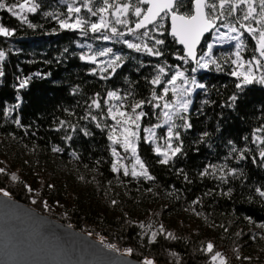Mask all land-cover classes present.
Segmentation results:
<instances>
[{
  "label": "trees",
  "instance_id": "obj_1",
  "mask_svg": "<svg viewBox=\"0 0 264 264\" xmlns=\"http://www.w3.org/2000/svg\"><path fill=\"white\" fill-rule=\"evenodd\" d=\"M192 1L181 0L177 11L181 14H192ZM7 2L13 3L15 0H7ZM38 2L41 7L37 13L28 14L29 20L38 26L35 29L21 24L7 11L0 10V23L16 30L11 37H0V50L6 53V59L0 65L5 72L4 77L0 78V156L7 157L12 152V146L15 145L19 152L30 156H44L52 162L65 166L72 173H85L90 178L93 190L101 198L105 196L108 188L120 183L127 190L138 192L152 201H165L169 204L168 207L147 211L150 219L162 222V215L167 211H173L210 221L217 225V233L221 238L216 248L221 247L234 257L255 244L254 228L264 229L261 227L264 225V197L256 192L257 188L264 190V167L259 164L257 148L259 142L253 143L255 136H264V132H256V129L264 127V86L250 85L241 94L235 108L228 106L229 98L237 92L235 88L237 80L230 75L235 70V65L228 58L234 51V43L217 45L213 49L214 57L218 59L222 71H217L213 65L212 70H199L195 73L196 79L207 85V94L205 95V91L200 89L194 93L189 114L193 128L182 132L186 155L178 158L170 166L157 163L159 158L154 154L153 146L143 139V129L160 122L161 116L158 118L157 115L160 109L154 110L151 104L144 107L143 110L148 115L141 120V139L137 142L138 153L150 166L149 172L155 179L151 181L143 178L133 179L124 176L123 169L120 173L111 171L112 162L116 159L111 154V148L115 147L122 158L128 153H125L120 145H112L108 140L109 129L101 131L96 128L94 122L80 119L86 111L85 102L96 93H99V98L103 100L107 91L119 90L122 95L132 93L125 102L127 108L133 100H149L154 90L160 95L163 85L154 88L148 82L156 75L155 65L165 61L173 66L179 65L181 69H188L187 73L190 76L193 65L191 63L184 65L182 61L175 59L176 55H183V52L168 34L167 17L162 21L164 24L162 31L165 35L160 37L166 41L165 56L157 59L136 53L122 43L97 39L99 33L89 31L87 35H82L79 31L63 30L55 19L45 17L44 13L59 12L62 14L61 19L66 18L69 15L67 5L60 0H38ZM124 2L135 3V0H109V5ZM88 7L95 11L105 5L103 0H91ZM254 7L258 13L259 0H255ZM240 8L246 10V5H240ZM113 10V7H108L105 11L110 19L114 18ZM101 14L97 13V16ZM240 15L241 12L237 10L229 19ZM127 19L131 21L136 19L132 16L131 10ZM112 24L118 30L127 31L126 27ZM252 25L259 27L255 21H252ZM133 26L131 23L128 25V27ZM103 34L111 35L109 32ZM124 39L134 41L132 35H126ZM242 39L246 44L243 56L245 59H250L255 54L256 42L246 32ZM210 40L211 35L204 39L199 52L206 51ZM88 45H92L91 50ZM108 47L126 57V62L110 79L101 80L99 76L106 74L102 71L105 65L101 62L110 57H99L97 64L93 65L86 60L82 61L80 56L92 55ZM66 48L67 52L64 51ZM139 62H143L145 67H140ZM93 70L96 75L90 74ZM35 73L44 74L46 78H41ZM28 77H31L28 86L19 88L20 81ZM77 88L78 94L73 95V90ZM204 100H209L211 103L203 104ZM17 104L19 108L15 107ZM65 109L74 112L75 116H70ZM103 111L106 114L107 105L103 106ZM93 112L100 114L99 110L93 109ZM16 119L20 120L22 126H17ZM61 119L79 123L92 135L85 137L77 132L73 134L71 141L66 142L62 138L65 132L54 130L58 120ZM101 123L113 124L114 121L105 119ZM157 131L160 137L163 130ZM203 132L210 133L206 143L199 142ZM229 140L239 149H251L248 159L239 163L235 158L226 159L230 155ZM54 146L60 147L63 151L53 152ZM260 147L264 148V145ZM73 152L79 159L72 155ZM2 157H0V168L5 169L6 174H0V189L8 191L11 198L37 212L65 225L68 224L93 239L97 240L101 237L107 245H115L120 252L132 248L133 255L129 257L139 262L148 258L153 264H212L210 253H206L203 249L209 238L207 236L195 238L188 231L182 230L177 233L173 228L165 225L164 233L154 242L149 243L146 238L141 237L138 227L129 219L120 218L114 221L116 224H108L103 219L93 217L71 205L72 200L64 204L55 196L46 198L47 196L43 194L36 195V203L31 202L32 196L36 193L27 190L26 186L29 184L22 177H18L16 182L10 181L13 168L8 167ZM253 157L257 158L255 164L252 162ZM209 164H227L228 167L238 169L243 174L238 178L229 177L228 183H221L212 177L201 178L199 173ZM181 168L183 174H178ZM184 174L191 182L184 179ZM229 189L232 190L230 196L222 194ZM66 195L71 199L74 198L72 195ZM45 200L51 207L50 210L43 207L42 202ZM168 233H172V236L169 237Z\"/></svg>",
  "mask_w": 264,
  "mask_h": 264
},
{
  "label": "snow or ice",
  "instance_id": "obj_2",
  "mask_svg": "<svg viewBox=\"0 0 264 264\" xmlns=\"http://www.w3.org/2000/svg\"><path fill=\"white\" fill-rule=\"evenodd\" d=\"M60 2L67 5L69 15L66 18L61 19L62 14L54 11L45 12L44 16L55 19L61 29L79 31L82 35H87L89 31L99 33L100 35L96 37L97 39L122 43L136 53L145 54L157 59L165 56L164 45L166 41L160 37L165 35L164 31H162L164 29L162 21L165 17L170 16L171 31L169 35L173 37L176 43L182 45L184 50L183 55H176L175 59L182 61L184 65L190 63L193 65L191 68V76L187 75L188 69L185 68L182 70L179 65L173 66L167 64L166 61L162 64L155 65L156 75L148 82L154 88L163 85L162 93L158 95L154 90L149 100H133L132 103L127 105V108L125 107V102L129 100L132 93L128 92L122 95L119 90L107 91L103 100L99 98L100 94L96 93L89 98V101L85 102L86 111L80 119L94 122L96 128L101 131L109 129L107 138L111 141L112 145H120L125 153H130L133 157L131 170H129L126 164L120 163L122 157L116 148L112 147L111 154L116 158L111 165V171L113 173H120L121 169H123V175L126 177L130 176L133 179L143 178L149 181L155 179L149 172L150 166L139 155L137 143L141 139L139 136L141 128L140 121L148 115L143 109L148 104H151L154 110L162 109V112L157 115L158 118L162 116L163 123H157L152 127L144 129L148 135L143 138L149 144H156L158 139H163L164 147L156 144L153 148L154 154L159 158L157 163L170 166L178 158L186 155L184 152L182 132L189 131L193 128V123L189 115L193 104L192 97L197 89L204 90L205 95L207 94V85L199 82L196 79L195 73L199 70H212L211 66L213 65L217 71L223 70L218 59L213 54V49L217 43L223 45L235 41L234 51L229 54L228 58L235 65V70L230 75L237 80L235 85L237 92L229 98V107L235 108L236 102L241 98V94L250 85L259 84L264 86V0H259L260 11L258 13L256 7H254L255 0H194L193 14H181L177 11L180 7L181 0H135V3L124 2L114 5H109V0H103L105 7L97 8L95 11L91 7H88V12L95 16L97 13L107 11L108 7H113L114 11L112 15L115 17V25H122L127 28V32H125L118 30L116 26H112L110 28V36L103 34L109 30L108 22L105 21L103 16L100 17L99 23H89L87 19L78 15L81 9L80 7L74 6L75 0H72V2L70 0H60ZM89 3H91V0H89ZM240 5H246V10L240 8ZM40 7L41 5L38 0H15L13 3H8L7 0H0V10L7 11L21 24H26L28 28L32 29L38 26L29 20L28 14H36ZM130 10L132 16L136 18L134 21L127 19ZM237 10L241 12V15L229 19V17H233V13ZM72 14H76L75 17ZM245 21L248 23H245ZM252 21H255V24L259 25V27H253ZM130 23L134 26L128 27ZM236 25H239V27ZM221 28L227 31L222 32L220 30ZM241 29L244 31H241ZM15 31V29L8 28L3 23H0V37H11L15 34ZM213 32L215 33L214 42L207 44L206 51L199 52L198 48L202 38L206 33ZM245 32L256 42L255 54L250 59H245L243 56V53L246 51V44L242 39ZM232 33H235V35H232ZM126 35H132L135 42L124 39ZM78 46L84 47V45ZM87 47L91 50L92 45H88ZM64 51L67 52L68 49L66 48ZM97 57H110L106 61L101 62L105 65L102 71L106 73L99 76L101 80L110 79L126 62V57L115 53L111 47L103 48L92 55H81L80 59L95 65L97 64ZM5 59L6 53L0 50V65L3 64ZM139 65L140 67H145L143 62H139ZM173 69L175 70L173 71ZM90 74L96 75L97 73L93 70ZM4 75V69L0 66V78L4 77ZM35 75L46 78L41 73H35ZM30 79L31 77L21 80L19 88L27 87ZM78 91V88L74 89L72 94H78ZM169 93H171L172 99L166 100L165 97H168ZM160 100L164 101L163 104L153 103V101ZM112 101L118 103H110ZM209 103H211L209 100L203 101V104ZM104 105H107L106 114L103 111ZM15 107L19 108V104L15 105ZM93 109L99 110L100 114H94ZM9 111H12V109H9ZM65 111L70 116H75L74 112L68 109H65ZM105 119H110L114 123L102 124L101 121ZM15 123L17 126H22L19 119H16ZM164 126H167L166 134L163 137H157L155 129ZM54 130H63L65 135L62 138L66 142L71 141L73 134L77 132L82 133L85 137L92 135L87 128L81 127L79 123H73L71 120H58V125ZM256 132H264V127L256 129ZM209 135L210 133L203 132L199 142L206 143ZM257 141L259 142L257 144L259 164L261 167H264V148L260 147V145H264V136H255L253 143H257ZM228 144L230 145V155L226 159L235 158L237 163L248 159V153L251 152V149H239L231 140L228 141ZM52 151L62 152L63 149L54 146ZM233 154H235L234 157ZM72 155L79 159L75 152ZM252 162L254 164L257 163V158L253 157ZM0 174H6L5 169L0 168ZM178 174H183L182 168L178 170ZM242 174L240 170L230 168L227 164H209L199 173L201 178L212 177L221 183H228L229 177L238 178ZM11 178L12 180H17L15 175H12ZM184 179L191 182L186 174H184ZM49 187H52V185H49ZM28 191L31 192L32 189L28 188ZM231 191L229 189L228 192L222 194L230 196ZM256 192L261 197H264V190H261V188H257ZM0 194L9 197V199L11 198L10 193L3 189H0ZM33 203H36V201L33 200ZM112 203L115 205L116 201L113 200ZM45 206H47L46 203ZM261 227H264V225H261ZM160 231H164L163 226H161ZM156 235V232H152L149 243L155 241ZM167 235L171 237L172 233H168ZM106 247L111 250H117L115 245L109 244ZM133 251L132 248H127L123 254L132 256ZM207 251L210 253L213 251L212 243H208ZM172 255L176 254L172 253ZM211 260L213 264H227L225 257L220 252H215ZM141 264H153V261L145 258Z\"/></svg>",
  "mask_w": 264,
  "mask_h": 264
},
{
  "label": "rangeland",
  "instance_id": "obj_3",
  "mask_svg": "<svg viewBox=\"0 0 264 264\" xmlns=\"http://www.w3.org/2000/svg\"><path fill=\"white\" fill-rule=\"evenodd\" d=\"M72 2V1H71ZM88 3L89 0H75L74 6L80 7L81 11L78 14L81 17H84L89 21V23H99L100 17L103 16L105 21L108 22L109 30L106 32H110V28L113 26L112 23H115V17L110 19L109 14L107 12H103L101 15L93 16L90 12H88ZM87 5V7H85ZM114 11V10H113ZM75 17L76 14H72ZM124 18V17H122ZM121 27H124L121 25ZM222 32H226L227 30L222 28ZM127 32V31H125ZM105 33V32H104ZM215 33H211V40L208 43L214 42ZM235 35V33H232ZM235 44V41H233ZM229 44V43H228ZM221 45V44H216ZM224 45V44H223ZM99 57H97L98 59ZM98 62V60H97ZM175 69H173L174 71ZM183 70V69H182ZM187 75H189L187 73ZM259 75V73H257ZM190 76V75H189ZM162 93V89L160 94ZM166 100L172 99L171 93H169L168 97H165ZM163 100L156 101V103L163 104ZM110 103H117L116 101H112ZM162 112V109L159 110V113ZM159 123H163V118L161 116V120ZM141 125V121H140ZM149 128V127H147ZM146 129V128H144ZM144 132V137L147 136V132ZM158 129H162L163 137L166 134L167 126L156 128V134L158 137ZM141 128L139 131L140 136ZM117 134H119L117 132ZM156 144L164 147L163 139H158ZM156 144H151L153 148ZM12 152L6 156L2 157L6 165L8 167L13 168V173L10 175V181L16 182V180H12V175L18 177H22L28 182V188H31L33 192L36 194L32 196L31 202L33 200L36 201V195H45L46 198H50L51 196L57 197L58 201L67 204L69 200L71 201V205L76 206L78 209L83 210L90 214L93 217H98L103 219L108 224H116L114 221L116 219H129L131 222L136 225L140 231L141 237L146 238L148 241L151 239L152 232H156L157 235L155 240L164 233L160 231L161 226L165 229V225L170 228H173L177 233L183 231H188L193 237H209L206 241L203 249L206 253H210L207 251L208 243L213 244V251L210 253V261L213 264L211 257L215 252H220L226 259L227 264H264V229L262 228H254V237L252 244L242 252V254H237L235 257L233 254L226 252L221 247H217V244L221 242L220 234L217 233V225L206 221L203 218H200L195 215H186V214H178L173 211H167L162 215V222L152 220L147 215V211H155L161 207H168L169 204L165 201H152L149 198L139 194L138 192L134 193L127 190L124 185L120 183H116L112 185L105 192V196L103 198L99 197L96 191L93 190L92 184L90 182V178L86 176L85 173L77 174L72 173L65 166L54 163L49 158H45L44 156H33L27 155L18 151V148L13 145ZM128 160V161H127ZM133 162V157L130 153L127 156H123L120 163L126 164L131 170V163ZM54 164V165H53ZM90 175L89 172H87ZM83 177V179H81ZM52 185V187H49ZM31 191V192H32ZM66 194L74 196L73 199L69 198ZM136 198V199H135ZM115 200L116 204L113 205L112 201ZM46 200L42 202L43 207L46 210H50L51 207L46 203ZM43 214V213H42ZM45 215V214H44ZM68 225V224H66ZM143 225V227H141ZM70 226V225H68ZM71 227V226H70ZM96 240V239H95ZM97 241L101 242L104 246L107 245L104 239L99 237ZM117 253L123 254L118 250H115Z\"/></svg>",
  "mask_w": 264,
  "mask_h": 264
},
{
  "label": "water",
  "instance_id": "obj_4",
  "mask_svg": "<svg viewBox=\"0 0 264 264\" xmlns=\"http://www.w3.org/2000/svg\"><path fill=\"white\" fill-rule=\"evenodd\" d=\"M193 12L194 0L192 14ZM167 24L169 34L170 16L167 17ZM210 35L211 33L205 34L198 51L204 39ZM176 44L183 52V46ZM0 264H141V262L107 248L89 235L41 214L18 200L0 194Z\"/></svg>",
  "mask_w": 264,
  "mask_h": 264
}]
</instances>
